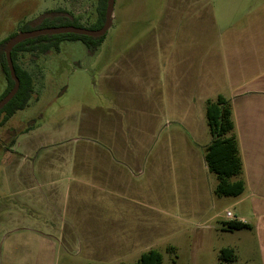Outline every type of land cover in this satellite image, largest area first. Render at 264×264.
Instances as JSON below:
<instances>
[{
    "label": "rangeland",
    "instance_id": "rangeland-1",
    "mask_svg": "<svg viewBox=\"0 0 264 264\" xmlns=\"http://www.w3.org/2000/svg\"><path fill=\"white\" fill-rule=\"evenodd\" d=\"M97 4L98 0H0V41L20 32L26 21L57 8L80 17L81 23L88 27L97 14ZM198 20L209 22L208 33L197 30ZM190 31L193 41L201 39L203 46L208 48L205 59L210 72L223 71L227 61L224 57L227 38L239 40L243 52L250 33L257 38L264 37V0H115L113 24L97 51L92 53L82 41H64L58 51L20 52L18 64L34 76L36 92L25 109L19 110L7 123L0 124V145L8 147L11 144L14 130L34 125L38 135L61 140L63 147H104L107 145L105 135L109 136L110 146H147L149 123L145 118L152 108V83L157 81L168 99L167 53L170 46L182 49L188 43ZM257 46L261 48L264 44ZM220 48L222 56L219 55ZM154 70L158 74L155 79ZM262 75L264 70L259 77L243 80L241 89L259 82L264 78ZM7 84L0 64V95ZM225 87L228 84H224ZM226 95L229 97V92ZM167 108L162 110L161 113H165L162 117L170 114ZM2 118L3 114L0 123ZM160 125L156 137L151 139L149 151L151 160L153 154L158 158V149H162L159 155L161 178L158 182L156 176L144 177L141 190H159L161 199L158 202L155 196L154 203L148 202L143 207L129 203V208L135 216L139 215L140 221L143 216L141 229L145 237L152 236L153 248L163 255L162 264H261L254 228L229 230L223 228L222 219L214 218L209 223L214 226L211 234L207 237L199 235L197 228L205 224L204 218H199L197 213L200 209V203L196 201L200 196V178L201 191L205 188L210 191L215 189L217 176L211 171L205 174L200 170L194 174L189 166L190 155L184 150L180 154L171 151L174 146H180L171 140L178 138L172 132L174 124L164 122ZM170 132L172 136L168 137ZM206 139L210 141L209 133ZM101 193L97 192L98 195ZM151 195L149 198L153 197ZM241 196L213 193L212 208L208 206L207 216L217 213L227 217V212L231 211L253 218L255 199L236 204ZM259 206L264 207V202ZM65 240L70 241L68 234ZM70 242L71 249L50 247L40 262L33 250L31 264L110 263L97 257L98 251L89 254L87 250L83 251L80 241L72 239ZM224 247L233 248L234 261L220 259ZM141 253L127 252L123 260L113 264L133 263Z\"/></svg>",
    "mask_w": 264,
    "mask_h": 264
},
{
    "label": "crops",
    "instance_id": "crops-1",
    "mask_svg": "<svg viewBox=\"0 0 264 264\" xmlns=\"http://www.w3.org/2000/svg\"><path fill=\"white\" fill-rule=\"evenodd\" d=\"M198 21L197 30L208 33L209 22ZM250 35L248 46L243 48L245 53L239 40L226 39L228 46L224 57L227 61L220 72H210L205 59L208 48L203 46L201 39L193 41L191 31L182 49L170 46L166 73L168 99H165L164 88L157 81L153 82L152 108L145 118L149 123L147 146H110L109 136L105 135L107 145L104 147H63L61 140L38 135L34 125L12 130L11 144L8 147L0 145V264H31L33 250L40 262L50 247L71 249L72 239L80 241L88 254L98 251L95 255L108 260L107 264L123 260L127 252L143 253L153 249L152 236L145 237L141 229L143 216L140 221L139 215L135 216L129 208V203L143 207L148 202L154 203L155 196L158 202L161 199L159 190H141L144 177L156 176L158 182L161 178L159 155L162 149H158V158L153 154L150 160L151 139L156 137L161 123L174 124L172 132L178 138L171 140L180 146H174L172 153L186 151L193 173L200 170L206 174L209 170L204 147L210 141H205L209 133L205 104L219 94L227 97L226 92L232 104L244 165L245 190L235 203L256 201L252 206L253 218L233 213L234 219L248 222L255 229L261 264H264V207L259 206L264 202V78L245 89L240 86L243 80L259 77L264 70V46H257L264 44V37ZM160 48L157 49L159 56ZM222 52L220 48V56ZM157 76L154 70L153 79ZM224 84H228L225 89ZM165 108L170 114L162 117ZM171 136L170 132L168 137ZM200 186L201 178L197 213L199 218H204L205 224L197 230L201 237H207L214 228L210 220L232 219L217 213L207 216L214 188L201 191ZM98 191L102 193L98 195ZM168 212L170 214V209ZM67 234L70 241L65 240Z\"/></svg>",
    "mask_w": 264,
    "mask_h": 264
},
{
    "label": "trees",
    "instance_id": "trees-1",
    "mask_svg": "<svg viewBox=\"0 0 264 264\" xmlns=\"http://www.w3.org/2000/svg\"><path fill=\"white\" fill-rule=\"evenodd\" d=\"M107 0H98L97 14L89 28H100L105 22ZM80 17L63 8L47 10L34 20L26 21L20 30H32L47 26L75 25L86 26L80 21ZM17 32L0 41V64L6 74L8 84L0 95L3 98L14 86L5 54L7 40ZM106 34L100 37L79 35L74 33H61L53 35H41L26 39L17 44L12 50V58L16 73L20 79V88L13 99L0 111L3 118L0 124L7 123L19 110L25 109L32 101L35 94V78L28 70L18 64L20 52H33L40 50L47 53L50 50H60L64 41H82L93 53L98 50L104 41ZM205 115L208 130L211 136L210 142L204 147V159L208 170L215 173L218 182L214 193L218 196H238L245 190V181L242 178L244 165L240 152V145L235 131L232 104L230 99L222 94L209 98L205 104ZM33 125H30L31 127ZM28 127V128H29ZM238 177V178H233ZM223 228L234 230L251 228L248 222L232 219L223 221ZM220 259L231 262L236 258L233 248L224 247L219 255ZM163 255L158 249H150L143 252L139 259L129 264H162Z\"/></svg>",
    "mask_w": 264,
    "mask_h": 264
},
{
    "label": "water",
    "instance_id": "water-1",
    "mask_svg": "<svg viewBox=\"0 0 264 264\" xmlns=\"http://www.w3.org/2000/svg\"><path fill=\"white\" fill-rule=\"evenodd\" d=\"M114 5H115V0H107L105 22L103 26L100 28L94 29L86 26L81 27L75 25L47 26L32 30L20 31L16 35L10 37L5 44L4 50L6 54L9 71L11 77L14 80V86L3 98L0 99V111L13 99V97L16 95V93L20 88V79L16 73L15 64L12 58V50L17 44L29 38H33L41 35H53V34H61V33H74V34L87 35L92 37L103 36L107 33L108 29L112 25Z\"/></svg>",
    "mask_w": 264,
    "mask_h": 264
},
{
    "label": "built area",
    "instance_id": "built-area-1",
    "mask_svg": "<svg viewBox=\"0 0 264 264\" xmlns=\"http://www.w3.org/2000/svg\"><path fill=\"white\" fill-rule=\"evenodd\" d=\"M227 217L231 218V219H234V214L231 211H228L227 212Z\"/></svg>",
    "mask_w": 264,
    "mask_h": 264
}]
</instances>
